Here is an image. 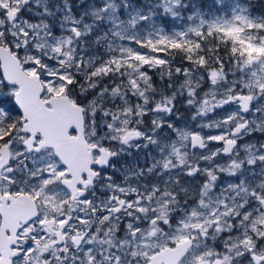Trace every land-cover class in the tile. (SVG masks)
<instances>
[{
  "label": "snow or ice",
  "instance_id": "1",
  "mask_svg": "<svg viewBox=\"0 0 264 264\" xmlns=\"http://www.w3.org/2000/svg\"><path fill=\"white\" fill-rule=\"evenodd\" d=\"M0 264H264L253 0H0Z\"/></svg>",
  "mask_w": 264,
  "mask_h": 264
},
{
  "label": "rangeland",
  "instance_id": "2",
  "mask_svg": "<svg viewBox=\"0 0 264 264\" xmlns=\"http://www.w3.org/2000/svg\"><path fill=\"white\" fill-rule=\"evenodd\" d=\"M210 2V0H205V3ZM254 9L256 12H264V0H253Z\"/></svg>",
  "mask_w": 264,
  "mask_h": 264
}]
</instances>
